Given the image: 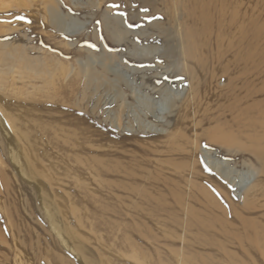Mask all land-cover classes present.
<instances>
[{"label": "rangeland", "instance_id": "rangeland-1", "mask_svg": "<svg viewBox=\"0 0 264 264\" xmlns=\"http://www.w3.org/2000/svg\"><path fill=\"white\" fill-rule=\"evenodd\" d=\"M0 4L7 7L0 11V105L46 166L68 226L82 225L86 259L182 264L194 234L187 208L206 212L193 199L200 189L220 206L242 210L259 175L252 141L264 147L261 130L221 111L194 128L177 126L174 107L190 83L177 38L179 6L175 11L170 0ZM23 58L40 64L38 76L22 67ZM175 125L189 148L174 158L167 150ZM2 165L0 264H36L35 253L43 257L39 264H71L32 189ZM8 214L26 241L23 262Z\"/></svg>", "mask_w": 264, "mask_h": 264}, {"label": "bare ground", "instance_id": "bare-ground-1", "mask_svg": "<svg viewBox=\"0 0 264 264\" xmlns=\"http://www.w3.org/2000/svg\"><path fill=\"white\" fill-rule=\"evenodd\" d=\"M170 1L175 11L177 6L182 10L177 38L190 76L189 91L174 107L177 126H196L202 117L221 111V117L228 115L239 122L245 121L254 132L260 129L264 141V0ZM4 7L0 4V11L7 8ZM20 7H24L23 4ZM130 58L146 60L133 55ZM23 60L22 67L29 74L38 76V70H42L40 64ZM209 66L211 70L207 76L205 72ZM177 126L169 135L168 148L171 150H167L174 158V154L178 153L180 157L189 148L181 144L185 136ZM252 149L258 161L259 175L250 185L241 211L229 202L226 207L220 206L204 188L193 198L195 202L201 201L206 212L187 208L194 223V234L189 246L185 245L192 254L182 257V264H264V147L256 148L252 141ZM37 153L29 137L0 105L1 165L7 162L16 180L32 189L50 233L62 252L72 260L71 264H104L86 259L82 225L76 221L73 228L66 223L61 204L52 192L46 166ZM168 162L177 163L175 160ZM195 173L202 175L197 170ZM244 177L240 178L245 180ZM210 179L215 178L211 176ZM7 217L15 240L17 261L21 262L20 251L27 248L26 241L21 237L13 215ZM35 258L39 264L43 257L35 253ZM57 260L62 263L59 257Z\"/></svg>", "mask_w": 264, "mask_h": 264}]
</instances>
